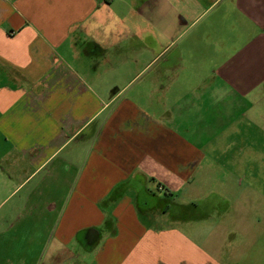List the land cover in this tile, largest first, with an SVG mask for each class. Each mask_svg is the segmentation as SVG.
Masks as SVG:
<instances>
[{
  "label": "crops",
  "instance_id": "1",
  "mask_svg": "<svg viewBox=\"0 0 264 264\" xmlns=\"http://www.w3.org/2000/svg\"><path fill=\"white\" fill-rule=\"evenodd\" d=\"M261 113L264 0H0V264H244L179 199Z\"/></svg>",
  "mask_w": 264,
  "mask_h": 264
},
{
  "label": "rangeland",
  "instance_id": "2",
  "mask_svg": "<svg viewBox=\"0 0 264 264\" xmlns=\"http://www.w3.org/2000/svg\"><path fill=\"white\" fill-rule=\"evenodd\" d=\"M261 116H264V114L261 113ZM240 141L237 146L225 147L223 152V154L239 157L238 164L240 165L236 177L222 179L224 185L220 183V180L219 185H217L216 179H204V184L187 195L188 199L180 197V201L178 200L180 203L191 202L189 207L192 210L189 211L193 214L192 224L183 228H191L192 232L197 236L200 234L198 236L200 237L204 230L209 228V225L204 226V224L218 221V218L224 214L226 220L223 219V221H235L233 227L235 230L253 235L251 224L260 221L257 228L258 233H256V225L253 229L254 234L260 236L259 249L257 244L256 249L258 251H253L254 258L245 257L243 262L244 264H252L257 253L259 257L258 264H264V121L259 124L257 129L251 128L245 121ZM154 213L161 215L163 212L156 211L152 215ZM144 224L155 232L170 228L169 223L166 221H144ZM225 230V228L221 229L219 227L216 232L217 241L214 244H220L221 241L227 239L228 232H224ZM214 238L211 236V241ZM224 245L226 243L221 244V247ZM241 255H243V252L239 254V256Z\"/></svg>",
  "mask_w": 264,
  "mask_h": 264
}]
</instances>
